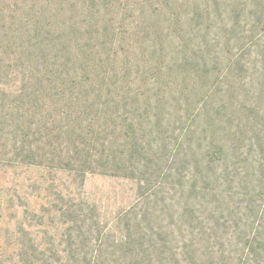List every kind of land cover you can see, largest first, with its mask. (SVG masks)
<instances>
[{
    "label": "trees",
    "instance_id": "16d2710c",
    "mask_svg": "<svg viewBox=\"0 0 264 264\" xmlns=\"http://www.w3.org/2000/svg\"><path fill=\"white\" fill-rule=\"evenodd\" d=\"M250 1L264 17V0ZM173 10L170 0H0V133L13 134L17 171L13 191L0 188V264H264V126L244 145L235 133L192 150L195 164L160 140L168 90L142 45L176 52ZM253 39L264 70V26ZM193 44V63L210 66L198 53L216 57V42ZM179 45L183 73L192 58ZM213 95L206 107L225 111ZM96 173L137 179L133 199L99 206L84 190Z\"/></svg>",
    "mask_w": 264,
    "mask_h": 264
},
{
    "label": "rangeland",
    "instance_id": "374dc122",
    "mask_svg": "<svg viewBox=\"0 0 264 264\" xmlns=\"http://www.w3.org/2000/svg\"><path fill=\"white\" fill-rule=\"evenodd\" d=\"M170 3L171 7L178 9L173 10L176 12L174 16L182 17L179 23L182 28L179 27L181 30L175 34L176 52L172 53L168 48V56L164 57L165 52L163 56L153 54L149 40L142 45L144 49H149L144 57L156 66H162L157 74L158 91L163 92V88L164 92L168 90L169 98H164L159 118L160 140L166 137L182 153L192 155L193 150L197 156L207 146H212L214 140L228 135L232 139L235 133L240 137L238 145H244V139L249 140L253 132L264 126V70L259 62L261 48L257 44L250 45L256 41L261 43L253 39L264 26L263 13L256 11L260 3L250 0H170ZM187 32H191L192 37L186 35ZM161 36L159 42H165V36ZM207 37L209 42H216L212 45L216 57L208 55V50L199 52V58L209 56L215 59H211L210 66L194 64L193 42L204 41ZM180 40L191 55L188 59L194 58L189 60L183 73L178 64L182 59ZM150 66L142 68V71L149 69L148 77L153 78ZM212 88L216 94L213 99L228 107L225 111L218 112L215 104L206 107L202 98H206ZM146 91L147 95L156 92L152 86ZM9 100L12 102V97ZM234 106H239L241 110L232 109ZM190 115L195 118L191 126L193 130L187 135L183 133V128L190 126L191 121L186 119ZM252 121L258 124L254 126ZM4 133H0V188L12 192L17 173L13 159L14 137ZM190 160L191 164H195L193 155ZM182 165L180 161L175 168ZM137 186V179L96 173L87 176L84 190L90 199L98 200L99 206L113 212L133 199Z\"/></svg>",
    "mask_w": 264,
    "mask_h": 264
}]
</instances>
